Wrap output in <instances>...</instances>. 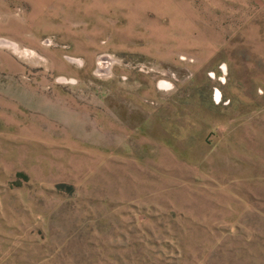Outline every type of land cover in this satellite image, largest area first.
<instances>
[{
	"label": "rangeland",
	"instance_id": "1",
	"mask_svg": "<svg viewBox=\"0 0 264 264\" xmlns=\"http://www.w3.org/2000/svg\"><path fill=\"white\" fill-rule=\"evenodd\" d=\"M0 264H264V0H0Z\"/></svg>",
	"mask_w": 264,
	"mask_h": 264
},
{
	"label": "bare ground",
	"instance_id": "2",
	"mask_svg": "<svg viewBox=\"0 0 264 264\" xmlns=\"http://www.w3.org/2000/svg\"><path fill=\"white\" fill-rule=\"evenodd\" d=\"M107 60H108V59H107ZM103 63H107L105 59H102V60L100 61V64H101V65H102ZM107 70H108V69H107ZM164 86H167V84H164Z\"/></svg>",
	"mask_w": 264,
	"mask_h": 264
},
{
	"label": "crops",
	"instance_id": "3",
	"mask_svg": "<svg viewBox=\"0 0 264 264\" xmlns=\"http://www.w3.org/2000/svg\"><path fill=\"white\" fill-rule=\"evenodd\" d=\"M101 67H102V70H104V68L107 67V63H103V64L101 65ZM107 68H108V67H107Z\"/></svg>",
	"mask_w": 264,
	"mask_h": 264
}]
</instances>
